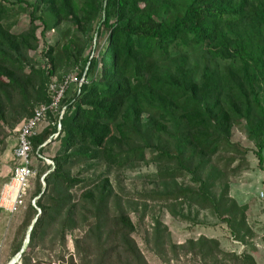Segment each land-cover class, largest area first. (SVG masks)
<instances>
[{
    "label": "trees",
    "instance_id": "16d2710c",
    "mask_svg": "<svg viewBox=\"0 0 264 264\" xmlns=\"http://www.w3.org/2000/svg\"><path fill=\"white\" fill-rule=\"evenodd\" d=\"M53 29L58 38L48 45L45 36ZM93 30L105 32L101 54L98 61H81ZM79 62V77L89 83L71 95L68 85L59 101L63 116L49 112V124L31 139L32 156L35 151L53 166L44 163L46 172L37 176L45 189L38 180L36 206L24 212L30 250L21 253V264H43L33 263L32 254L46 233L57 225L64 239L79 223L85 234L74 244L78 262L70 256L58 264H148L129 215L121 208L109 215L112 191L105 179L112 169L139 163L158 167L146 178L163 189L134 198L208 211L244 231V241L247 207L229 197L228 184L216 189L249 152L264 172V0H0V128L23 124L36 108L50 105L58 69ZM234 127L253 149L232 140ZM51 144L54 153L43 156ZM100 162L106 172L81 178ZM78 166L84 170L72 176ZM185 178L195 186L178 182ZM220 208L227 210L223 217ZM170 213L191 222L190 215ZM152 238L166 264L181 253L201 264H252L246 255L223 252L215 239L174 244L158 219Z\"/></svg>",
    "mask_w": 264,
    "mask_h": 264
},
{
    "label": "rangeland",
    "instance_id": "374dc122",
    "mask_svg": "<svg viewBox=\"0 0 264 264\" xmlns=\"http://www.w3.org/2000/svg\"><path fill=\"white\" fill-rule=\"evenodd\" d=\"M44 17L47 19L49 25L52 26L54 19L46 13H44ZM104 34L105 32L101 31V35L96 36L95 30L89 33V42L86 43L80 56L81 61H84L88 57H94V60L98 61V56L101 54L99 49ZM57 38V30H50L45 36V43L53 45L57 41ZM30 55L32 58L38 59L39 50L31 52ZM192 61L194 62V58ZM82 69V62L77 64L68 63L62 66L56 72L52 85L55 84L58 89L61 81L65 77L71 76L72 81L69 84L72 89L70 91L71 95L80 85L89 83L87 78L79 77ZM64 95L62 96L65 97ZM60 112L63 113L64 109L59 111V118L63 116V114L61 116ZM21 124L19 123L18 126L12 129L0 128V190L2 185L11 176V170L14 166L13 149L17 143L18 130ZM48 124V119H46L40 127L41 130ZM232 133V140L234 142L253 149V144L247 140L245 132L240 127H234ZM163 144L170 146L168 139H163ZM55 147L56 144H51L47 149L48 152L43 156L49 157V155H52ZM150 155L148 154V157ZM226 156L223 154V157ZM32 163L36 170L37 178L35 177L32 180L31 188L25 196L23 206L12 215L0 211V259L3 264H9L18 255L16 254V249L19 246L22 247L23 251L28 252L30 250L28 244L29 234L24 229L27 218L24 212H32V207L36 206L34 195L38 186V180L40 181L42 191L45 189V183H43L42 179H38L37 175L43 176V173L47 169L35 151L32 156ZM238 164L239 162L232 164L229 169H234ZM222 165L216 164L219 168ZM83 170V166H78L72 170L71 174L75 176ZM106 171L107 166L104 162L95 163V168L91 172L82 174L81 178L98 177ZM157 171L158 167L154 163H139L123 169H112L106 174L105 178L109 180L108 187L112 191L108 204L109 215L115 213L118 208H121L129 215L135 226V232L132 237L148 264H166L158 257L153 247L152 229L157 219L160 220L163 226L167 227L171 241L174 244L182 245L189 239L197 240L200 237L215 239L219 242L220 249L223 252L246 255L251 259L252 264H264V172L259 168L258 160L252 152H249L246 156V162L241 165L239 171L237 173H227L221 181V186H218L216 189V192L219 193L223 185L228 184L229 197L239 206L247 207L245 212L246 227L250 230V233L245 237L244 241L240 239L244 231L233 223L227 224L217 219V217H214L208 211L200 210L195 206L190 207L187 203L169 206V204L166 205L165 203H150L134 198L138 194L150 193L157 190L159 192L162 191L163 186H156L157 184L150 183L146 178L150 174L155 175ZM178 182L192 187L195 186L194 183L190 182L189 178L180 179ZM74 194L79 200L78 205L83 206L85 201L82 200L80 192H74ZM171 209L177 214L190 215L191 222L190 220L181 221L178 218H174L170 213ZM226 213L227 210L220 208L222 217ZM81 215L84 216L85 212H82ZM84 229L79 223L78 228L67 231L63 239V232L55 225L46 233L37 248L33 250V263L58 264V259L61 257H64V261H68L70 256L75 257L76 250L74 244L76 240L84 238ZM166 254L168 258H171V253L166 251ZM75 262H78L76 257ZM18 264H21V254ZM170 264H201V262L189 255H185V253H181L179 259L173 260Z\"/></svg>",
    "mask_w": 264,
    "mask_h": 264
},
{
    "label": "built area",
    "instance_id": "2783aa9c",
    "mask_svg": "<svg viewBox=\"0 0 264 264\" xmlns=\"http://www.w3.org/2000/svg\"><path fill=\"white\" fill-rule=\"evenodd\" d=\"M71 81V76H67L63 79L58 89L56 85H52L51 90L55 92H53L52 103L36 108L33 117L20 126L17 143L13 149L14 166L11 170V176L0 191V210L12 215L23 206L25 196L31 188V180L36 176V170L32 163L31 139L37 135L39 127L46 121L49 112L59 114V101L62 98L64 89ZM60 113L62 116L63 113ZM42 159L47 166H53L51 160L47 158ZM38 212L40 213V211ZM19 258L20 254L12 259L9 264H18ZM0 264H3L1 259Z\"/></svg>",
    "mask_w": 264,
    "mask_h": 264
},
{
    "label": "water",
    "instance_id": "95a60500",
    "mask_svg": "<svg viewBox=\"0 0 264 264\" xmlns=\"http://www.w3.org/2000/svg\"><path fill=\"white\" fill-rule=\"evenodd\" d=\"M22 252H23V250L19 254H21Z\"/></svg>",
    "mask_w": 264,
    "mask_h": 264
}]
</instances>
